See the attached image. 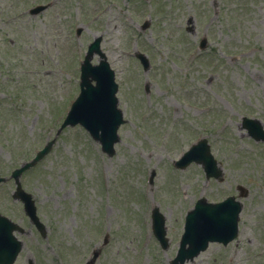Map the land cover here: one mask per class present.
Here are the masks:
<instances>
[{"label":"rangeland","instance_id":"obj_1","mask_svg":"<svg viewBox=\"0 0 264 264\" xmlns=\"http://www.w3.org/2000/svg\"><path fill=\"white\" fill-rule=\"evenodd\" d=\"M214 1L0 0V176L55 138L96 37H103L127 120L114 157L80 126L68 128L25 175L46 239L12 200L14 188L0 185V214L25 229L15 264H85L106 234L97 264H171L197 200L230 196L243 204L238 238L210 244L187 264H264V146L242 127L244 117L264 127V0ZM40 4L50 6L31 16ZM203 36L208 47L200 52ZM137 52L148 57V71ZM202 137L222 181L207 180L196 164L174 166ZM239 185L247 197H239ZM155 206L166 217V250L152 231Z\"/></svg>","mask_w":264,"mask_h":264},{"label":"water","instance_id":"obj_2","mask_svg":"<svg viewBox=\"0 0 264 264\" xmlns=\"http://www.w3.org/2000/svg\"><path fill=\"white\" fill-rule=\"evenodd\" d=\"M95 50L99 51V40L91 47L82 67V93L74 103L62 129L69 125L81 124L95 140L102 144L103 151L109 156H113L115 154L114 146L119 141L117 132L123 123L122 113L117 108L118 100L115 96L118 88L115 84L114 73L106 62H101L97 67L91 66L90 57ZM92 80L97 82L96 87L92 85ZM244 122L254 137L257 139L264 137L258 123L249 120H244ZM52 144L42 151L34 162L16 171L14 177L18 180L19 175L24 170L34 166L50 151ZM192 161L203 164L208 177L215 176L218 178L221 175L206 140L198 146H194L178 162V165L186 167ZM16 195L25 200L28 215L45 233L43 225L39 223L36 216V208L31 196L24 193L20 187ZM240 210L241 205L236 203L233 198L220 204H209L205 199H201L196 209L190 212L187 217L186 229L188 234L186 233L183 248L173 264H179V262L182 264L186 258H193L200 251L205 250L210 241L228 243L235 238L238 233L237 221ZM153 219L155 234L160 240H164V218L159 214L158 209L154 210ZM15 229L13 224L4 218H0V264H12L20 250L21 244L12 235ZM186 243H189L193 248L185 249ZM191 252L193 254H190Z\"/></svg>","mask_w":264,"mask_h":264},{"label":"flooded vegetation","instance_id":"obj_3","mask_svg":"<svg viewBox=\"0 0 264 264\" xmlns=\"http://www.w3.org/2000/svg\"><path fill=\"white\" fill-rule=\"evenodd\" d=\"M9 181H12V180H8V181H6L5 183H3V184H7Z\"/></svg>","mask_w":264,"mask_h":264}]
</instances>
